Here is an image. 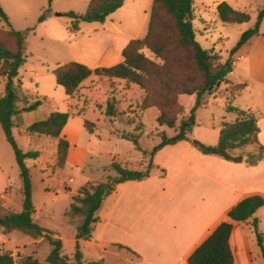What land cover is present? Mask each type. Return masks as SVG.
Wrapping results in <instances>:
<instances>
[{"label":"trees","instance_id":"trees-1","mask_svg":"<svg viewBox=\"0 0 264 264\" xmlns=\"http://www.w3.org/2000/svg\"><path fill=\"white\" fill-rule=\"evenodd\" d=\"M52 2L53 0H48ZM127 0H90L85 14L75 12L64 16L72 21L71 29L77 31L83 23L106 21ZM216 13L223 24L240 26L252 22L251 13L235 9L227 2L216 4ZM44 12L39 18L41 24L47 19ZM197 15L195 0H152L148 33L145 37L131 40L122 52L123 61L111 67H90L70 62L53 71L58 86L62 87L71 105L67 113L53 112L45 120L32 124L27 133L30 136H46L58 140V165L64 167L70 143L61 138L70 117H80L85 128L95 133L105 127L113 135L117 130L118 120L124 118L129 126H136V131L144 135L145 125L142 115L151 110L157 111L152 148L136 136L121 134L122 139L131 141L135 149L148 158L144 171L130 170L122 164L113 162L110 169L116 173L107 181L96 184L87 183L81 187L77 196L65 213L68 221L76 224V252L74 260L65 254L63 240L34 221L36 212L33 202V179L26 161L37 160L39 152L25 153L19 146L14 130L18 128L17 117L23 113L35 112L42 106L40 99H33L28 91L18 82L21 68L27 61L26 32L14 29L7 13L0 5V20L7 29L0 27V78L4 79L5 89L0 96V126L11 145L22 179V212L5 210L0 206V231L4 235L22 233L33 239L44 238L51 247L46 258L47 264H105L103 260L85 262L81 251V241H89L98 223V213L106 198L120 184L129 181H143L158 172L164 176L166 171L154 165V157L162 149L182 142L190 143L204 155L216 156L232 163H244L256 166L264 160V145L259 140L260 127L258 118L250 111L233 106L236 95L246 84L239 85L238 91L226 100V112L234 115L232 122H222L219 141L216 145H207L194 138L198 125L197 112L205 106L204 96L219 83L226 84L233 72V56L253 38L260 36L264 21V3L257 11L254 25L242 33L231 56L223 61L220 54L207 50L196 39L193 21ZM93 77L107 78L111 84L124 82L126 91L136 89L138 97L116 100L102 99L97 93L81 94L85 82ZM232 82V81H231ZM234 83V82H233ZM236 84V83H235ZM196 98L195 105L187 115V103ZM264 206V198L251 196L242 200L230 212V221L222 223L209 238L189 257L188 264H234L230 247V238L235 224H245L253 219L258 246L264 258V237L258 231L256 212ZM126 249L137 255L129 248ZM0 264H41L32 256L16 261L10 254H0Z\"/></svg>","mask_w":264,"mask_h":264},{"label":"rangeland","instance_id":"rangeland-1","mask_svg":"<svg viewBox=\"0 0 264 264\" xmlns=\"http://www.w3.org/2000/svg\"><path fill=\"white\" fill-rule=\"evenodd\" d=\"M20 1L23 5H19L18 0H0V5L7 13L14 29L27 34V61L20 70L18 82L30 93L33 99L42 101L41 116L50 115L53 112L67 113V95L64 89L57 85L53 74L54 70L70 62L84 64L91 69L105 67V65H116L118 59L120 60L118 63H121L123 61L122 52L128 43L133 39H140L147 35L152 6V0H130L124 7L115 12L105 24L82 22L79 29L74 31L71 29L72 21L64 14L69 12L85 14L90 0ZM211 1L195 0L197 15L193 25L197 32L196 39L203 48L220 54L223 61H226L230 58L231 51L237 45L242 33L254 25L257 11L263 5L264 0H219L230 2L237 10L251 13L252 22L241 26L223 24ZM44 12L48 14L47 19L39 24V18ZM57 14L60 15L57 16ZM0 27L7 29L6 24L1 20ZM260 35L264 38V21L260 28ZM262 51L260 47L256 53L260 55ZM106 53H108V57L102 66H99ZM233 63L235 65L234 61ZM255 64V72L261 74L257 70L258 62L256 61ZM249 68L248 60L239 63L232 72V82L229 81L217 86L204 96V99L205 97L209 98V103L197 112V120L200 123L218 126L224 121L232 122L235 120L234 115L226 112V100L238 91L239 85L237 84H246L247 87L236 95L233 106L254 113L258 120H264V84L262 80L249 78ZM0 83L3 84L2 78H0ZM125 88L124 82L115 81L112 85L107 78L93 77L84 83L78 98L81 94L90 92L92 94L97 93L102 99L111 98L115 94L119 96L116 100L120 101L125 98L138 97L136 89L127 92ZM195 102V97L188 99L187 115H189ZM68 104L70 109L72 105ZM157 116L158 113L154 110L142 115L141 122L145 125L144 135L136 131V126H129L124 118L118 120L117 130L120 133L118 135H113L105 127H100L94 134L84 131L79 144L88 151L87 165L82 170L74 169L73 171L70 169L65 172L67 178L70 176L75 178V183L72 179L64 181L62 172L59 173V170L64 169L65 166L60 167L57 161L58 157L56 161L53 158L54 145L52 139L44 137L47 146H43L38 137H27L19 140L20 148L23 151L41 152L39 160L29 159L26 161L34 181V205L39 206L46 202L48 194L43 191L46 183H51L46 190L54 193L50 195L51 199L45 205V212L50 211L52 213L51 219L38 220L37 223L47 229L61 233L63 238H60L65 246L64 252L72 261L76 252L75 228L77 221L70 223L66 219L65 213L72 203V198L77 196L80 190L72 193V187H77L82 178L90 179L87 183L96 184L107 181L109 177H115L116 173L110 169V166L113 162L118 163L120 159H126L128 169L144 171L141 167V157L145 155L136 150L131 141L122 139L121 134L141 138L149 150L152 148L151 138L156 136L154 127ZM0 156H4V159H7L4 161L12 163L15 169L19 171L14 151L6 140L1 126ZM8 163L6 164L7 167ZM42 164H45L47 168L49 167L48 173H51V181L47 179V173L42 171ZM55 177L57 180L54 179ZM61 188L64 193L60 196L59 190ZM14 192L17 200H22L20 192L16 190ZM0 206L2 205L0 204ZM12 210H15L16 213L22 212L18 207L12 208ZM66 222L74 228L71 227L73 228L71 230L64 228ZM94 247L92 238L89 241H81V251L85 262H91L94 259L100 261L101 255H105V264H123L121 258L113 255V250L103 254L99 250H93ZM50 251L51 247L44 238L33 239L19 232L4 235L0 231V254H10L16 261L26 256H32L41 264H47L45 260Z\"/></svg>","mask_w":264,"mask_h":264},{"label":"crops","instance_id":"crops-1","mask_svg":"<svg viewBox=\"0 0 264 264\" xmlns=\"http://www.w3.org/2000/svg\"><path fill=\"white\" fill-rule=\"evenodd\" d=\"M128 1L130 0H127L125 4ZM219 2L222 1L212 0L211 4L216 8ZM17 3L23 5L20 0ZM227 3L231 5L230 2ZM260 47L263 51L258 55L256 52ZM107 57L108 53L99 66H102ZM245 60L250 63L249 78L262 80L264 84V65H262L264 64V38L261 35L253 38L233 56L235 62L233 70ZM119 61L118 59L116 62ZM256 61L259 64L257 70L261 74L255 72ZM111 66L105 65V67ZM231 77L232 73L229 76L230 80ZM0 87L1 96L5 89L4 79ZM71 101L67 97L66 112L69 109L68 103ZM202 102L208 104L209 98L205 97ZM48 117L49 115L41 116L40 108L35 112L18 116L16 119L18 128L14 130V136L19 146V140L27 137H38L43 146H47L45 138L49 137L30 136L27 129L37 121ZM258 125L259 140L264 145V120H259ZM220 127L221 124L204 125L198 121L194 138L207 145H216L219 141ZM84 131H87L84 120L80 117H70L62 132L61 138L70 143L65 167L59 170V173L62 172L64 181L72 179L75 183V178L71 176L67 178L65 172L70 169L82 170L87 165L88 151L79 144ZM52 140L53 158L56 161L58 140ZM39 153L37 160L41 158V152ZM4 158L0 156V204L5 209L16 212L12 208L23 209V196L22 200H17L14 192L16 190L22 195V179L20 172L12 163L5 162L7 159ZM118 163L128 168L126 159H120ZM147 165L148 158L142 156L141 167L145 170ZM154 165L166 171L164 176L155 172L146 180L125 182L106 198L98 213V223L93 232L92 240L95 245L93 250H99L103 254L113 250V255L121 258L123 264H188V259L194 251L222 223L230 221L229 212L237 204L251 196L264 198V160L256 166L232 163L216 156L204 155L190 143L182 142L158 152L154 157ZM48 169L49 167L42 164V171L47 173V179L51 181V173H48ZM97 171H99L98 168ZM56 177L55 180H57ZM89 181L88 178H82L77 187H72V193L78 192ZM50 185L51 183H46L43 188V191L48 194L46 202L35 206L34 221L36 223L38 220L52 217L50 211L45 212V205L51 199L50 195L54 194L46 190ZM63 193L61 188L60 196ZM254 218L258 220V231L264 237V206L256 212ZM65 227L70 230L74 228L68 222L64 225ZM48 230L62 237L60 232ZM116 245L129 248L137 255ZM230 247L234 264H264L254 231L253 219L245 224H235L230 238ZM104 256L101 255V260L105 263Z\"/></svg>","mask_w":264,"mask_h":264},{"label":"water","instance_id":"water-1","mask_svg":"<svg viewBox=\"0 0 264 264\" xmlns=\"http://www.w3.org/2000/svg\"><path fill=\"white\" fill-rule=\"evenodd\" d=\"M59 15H60V14H57V16H59ZM220 85H221V83L218 84V86H220Z\"/></svg>","mask_w":264,"mask_h":264}]
</instances>
